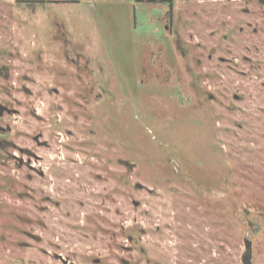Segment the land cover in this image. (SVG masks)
I'll return each mask as SVG.
<instances>
[{"label":"rangeland","instance_id":"obj_1","mask_svg":"<svg viewBox=\"0 0 264 264\" xmlns=\"http://www.w3.org/2000/svg\"><path fill=\"white\" fill-rule=\"evenodd\" d=\"M36 1L34 11L0 0V65L10 69L0 127L12 142L0 147V264H243L245 238L252 264H264V5L232 0L231 18L202 26L176 10L182 58L164 6ZM60 25L100 78L124 87L122 106L81 99L73 65L52 49ZM154 55L171 85L204 99L199 108L177 82L140 84ZM198 78L215 103L191 90Z\"/></svg>","mask_w":264,"mask_h":264},{"label":"flooded vegetation","instance_id":"obj_2","mask_svg":"<svg viewBox=\"0 0 264 264\" xmlns=\"http://www.w3.org/2000/svg\"><path fill=\"white\" fill-rule=\"evenodd\" d=\"M27 1L24 2L26 4L25 9H34V11H36L37 6L33 7V8H29L30 6L28 5ZM49 0H38L36 1V4L40 5V9L46 8V6H53V5H59V6H63V4L65 2L68 1H64V0H52L53 3L48 2ZM144 2H148L151 4H155L157 6H164V12H163V23L165 26V30H166V38L173 40L175 43V49L176 51L181 55L182 58H186L187 54H188V50L189 48H187V45L185 44V41H183L182 39V35L179 32V30L174 27V15L176 14V10H177V15L180 12V16L185 17L184 19L186 20L185 23H187V19H190V14H192L193 16H195L196 18L192 19L195 23L196 26H202V22H210L208 19L209 17L211 18V16H213L214 18L220 17V16H224L226 15L228 18H231V11L229 8H231L232 6V0H197V1H193V0H182V2L180 0H142ZM178 1L181 2V4L179 6H177L176 4H178ZM235 1V0H234ZM236 1H240L242 3L248 4L251 0H236ZM259 1L262 5H264V0H257ZM183 3V4H182ZM231 4V5H230ZM235 4V3H234ZM59 6H53V7H59ZM229 8H228V7ZM241 11L244 15L249 16L250 14V8H248L247 6H243L241 8ZM179 16V15H178ZM191 20V19H190ZM228 21V20H227ZM223 24H226V20L223 22ZM250 26L251 22L250 20H247L245 22V26ZM233 29V28H232ZM232 29H228L229 31L226 33H223L222 35V39L224 42L229 41L230 39L233 40L234 38V33H232ZM245 27L244 26H239V32L240 33H244L245 32ZM184 31V30H183ZM58 34L55 36V40H60V44L61 45H56L55 47L52 46V49L54 50V53L56 52V50H61V54L64 56V59L73 65L74 67V71H75V77H77L76 79L83 85V93H79V96L81 97V99H85V101H88L89 98H93L98 100H101L105 95H109L110 96V101L111 103H107V107H106V111H111L110 108L117 106L118 104H124V102L126 101L124 93H123V86L119 83H116V87L113 88V83H106L105 79L100 78L96 72L94 71L92 65H91V60L90 58H88L87 54L83 52V49L74 45L72 42H69V36H68V31L63 27V25H60L58 30H57ZM213 32V31H212ZM254 33L258 32L257 28L253 29ZM247 33V31H246ZM189 36H193V34H189ZM63 40V41H62ZM54 41V40H53ZM55 41V42H56ZM43 49H40L38 54H37V59L38 60H43L42 57V51ZM213 53L211 52L208 55L209 60L213 59ZM155 55L152 57V61L148 62L150 65H153V67H150L149 69H151V71L149 73L146 74V76L144 78H141L140 80V84L144 86H146L149 89H155L152 88L154 84H152V81H160V82H165L166 84H157L159 86H162L164 88V86L167 87H176V85L179 87V89L183 92V94H185V97H187V99L192 100L195 107L199 108L198 105L199 102H201L202 104L204 103V99H197V102H195L194 98L189 95L187 88H189L188 83L186 82L185 84L182 85L179 83V79L175 82H177V84L175 85V82L171 85L170 82L172 81V79L169 76H165V73H162L160 71H158V66L159 63L158 61L154 58ZM154 60V61H153ZM198 65H200L202 63V61L199 59L196 62ZM185 71L188 73L190 71V65L189 63L185 62ZM160 67V66H159ZM153 68V69H152ZM4 70L6 71L5 75L8 77L9 76V70L6 66L0 65V74L4 73ZM144 72L146 73V69L144 70ZM152 77H151V76ZM5 76V77H6ZM149 76L151 78H149ZM202 81L201 83H199L200 88H191V90L196 91L197 93H200L201 96L204 98H206V102H211V103H215L217 101V98L214 94H212L207 88H204V83L203 80H201V78H198V82ZM69 85H73L70 84ZM193 86H196L195 83L192 84ZM156 86V85H154ZM177 87V88H178ZM51 91L55 92V93H59L60 90L57 87H51L50 88ZM201 104V106H203ZM111 106V107H110ZM200 106V107H201ZM4 108L3 106L0 105V109ZM118 108V107H117ZM118 110V109H117ZM10 111V110H7ZM114 111L115 108H114ZM183 113V111H182ZM0 147H2V145L7 144V143H12L10 140L5 138V135L7 132H3L4 129L0 127ZM37 138V137H36ZM22 151H26L27 153H32L30 152L28 149H21ZM56 258H58L59 260H61L63 263L68 264L69 262L62 256V255H56ZM98 262V260L96 261Z\"/></svg>","mask_w":264,"mask_h":264},{"label":"water","instance_id":"obj_3","mask_svg":"<svg viewBox=\"0 0 264 264\" xmlns=\"http://www.w3.org/2000/svg\"><path fill=\"white\" fill-rule=\"evenodd\" d=\"M259 230V227L257 228ZM245 251L242 254V263L243 264H252L253 262V242L250 238L244 239Z\"/></svg>","mask_w":264,"mask_h":264}]
</instances>
